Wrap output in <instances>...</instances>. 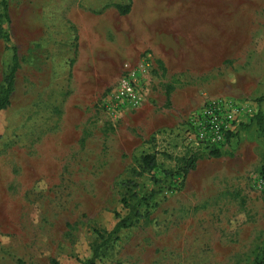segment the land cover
Instances as JSON below:
<instances>
[{"label":"rangeland","instance_id":"rangeland-1","mask_svg":"<svg viewBox=\"0 0 264 264\" xmlns=\"http://www.w3.org/2000/svg\"><path fill=\"white\" fill-rule=\"evenodd\" d=\"M1 1L0 87L12 58L2 34L19 65L0 111V264H83L96 232L125 212L127 181L152 196L97 264H254L264 245L254 124L264 115V0H134L125 15L115 5L131 0H4L7 18ZM158 30L194 50L179 72L122 51ZM126 64L137 108L112 97ZM221 97L249 102L253 116L212 157L189 147L185 121ZM193 152L202 157L183 182L165 174ZM145 154L157 169L134 177Z\"/></svg>","mask_w":264,"mask_h":264},{"label":"trees","instance_id":"trees-1","mask_svg":"<svg viewBox=\"0 0 264 264\" xmlns=\"http://www.w3.org/2000/svg\"><path fill=\"white\" fill-rule=\"evenodd\" d=\"M1 5L3 7L4 16L5 18H7V6L4 0L1 1ZM115 8L121 15L127 14L129 10L128 6L116 5ZM2 37L4 44L12 52V58L9 71L5 75L3 79V84L0 87V111L6 109L10 104V96L12 93L13 81L19 65V61L16 55V49L10 46L9 35L5 33L2 34ZM171 90L172 88L168 87V97L170 94L169 92ZM254 124L257 128L259 135L264 139V115L261 112L255 114ZM207 155L212 157H218L220 155V150H211ZM200 157H202L200 154L194 152L185 155L179 159V165H177L175 171H168L165 172V174L170 177H177V179L183 182L188 172L195 169L196 162L200 159ZM155 169H157V162L155 156L151 154H145L140 157L139 162L137 164V170H134L133 174L134 177H141L144 174L151 173ZM123 186L125 188V192L123 197L121 198V205L122 209L125 212L115 213L116 223L110 231L102 230L96 232L98 244L94 247L91 258L85 261L83 264H97V262H99L101 259V252L107 249L110 244L118 240L119 232L134 226L137 220L144 217V215L140 213V208L142 206L141 204L146 202L145 206H147L148 203L146 200L149 199L152 195H149V197H137V194L134 192L136 189V184L133 181L125 182ZM132 200L135 201L133 202ZM259 253V257L255 260L254 264H264V245Z\"/></svg>","mask_w":264,"mask_h":264},{"label":"built area","instance_id":"built-area-1","mask_svg":"<svg viewBox=\"0 0 264 264\" xmlns=\"http://www.w3.org/2000/svg\"><path fill=\"white\" fill-rule=\"evenodd\" d=\"M136 69L124 65L112 97L120 104L137 108L141 95L136 80ZM249 102L221 97L207 101L201 108L189 114L185 121V138L196 151L221 150L241 125L252 116Z\"/></svg>","mask_w":264,"mask_h":264},{"label":"crops","instance_id":"crops-1","mask_svg":"<svg viewBox=\"0 0 264 264\" xmlns=\"http://www.w3.org/2000/svg\"><path fill=\"white\" fill-rule=\"evenodd\" d=\"M149 2L148 0H146ZM119 6H128L129 10L128 13L131 11V14L134 11V0H131V3L127 5ZM116 6V5H115ZM127 13V14H128ZM135 14V11H134ZM151 16L150 13L143 12L140 15V18L145 19ZM150 30H147L146 33H149ZM152 36V42H148L145 45H140L134 49L124 47L122 51L124 53L130 54L135 59H138L141 54L151 55L158 66H160L164 71H172V68L176 69L178 72L180 71L177 69L178 66L185 65L186 62L184 61L186 58L191 59L193 57L194 50L178 48L175 44L172 43V38L169 35H166V32H161L160 30L155 31ZM207 55L212 56L213 51L211 48L207 50ZM217 53V48H216Z\"/></svg>","mask_w":264,"mask_h":264}]
</instances>
